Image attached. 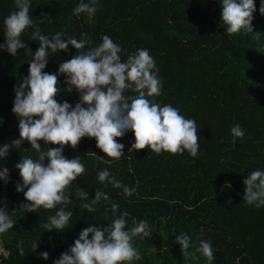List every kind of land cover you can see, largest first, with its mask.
I'll list each match as a JSON object with an SVG mask.
<instances>
[{"label": "trees", "instance_id": "obj_1", "mask_svg": "<svg viewBox=\"0 0 264 264\" xmlns=\"http://www.w3.org/2000/svg\"><path fill=\"white\" fill-rule=\"evenodd\" d=\"M82 2L91 0H30L33 25L20 37L27 48L19 49L15 57L0 49V146H10L8 155L0 158V171L9 170L4 190L0 180V208L16 222L13 229L0 234L9 253L0 264H54L70 252L83 229L97 225L103 230L125 211L129 214L125 230L133 227V220H146L150 233L133 239L141 259L130 264H208L200 253L195 259L184 258L175 240L181 233L190 237V253L200 240L210 241L212 264H264V206L257 208L243 200L247 175L264 171L262 0H254L253 33L241 30L231 36L221 20L222 0H96L94 16H76L73 9ZM14 11L15 0H0V44L6 39L4 20ZM36 28L49 39L58 32L65 41L87 38L85 50L99 46L107 35L120 46L121 62L139 49L148 50L162 88L159 96L146 98L161 107L170 104L186 119L196 121L198 155L192 157L187 150L156 154L148 147L130 153L135 142L132 131L117 138L124 145V156L111 164L97 159L104 153L96 147L95 138H82L75 149L65 146L62 155L68 159L78 156L85 172L65 190L72 200L65 211H73L68 224L62 231H46L42 225L59 209L41 207L36 213L26 212L24 194L16 190L23 182L15 165L23 158L36 160L39 153L28 141L19 148L11 144L19 139V118L12 111L15 88L29 75V63L40 47L38 39H31ZM77 51L83 50L69 45L66 52L50 53L43 70L58 75L57 102L67 101L73 107L80 95L75 89L65 91L66 77L58 74V68ZM123 94L135 97L138 92L126 89ZM235 125L244 131L242 139L232 135ZM38 143L41 151L59 147L42 140ZM104 169L135 189L133 194L125 196L123 187L101 183L98 172ZM79 188L88 192V200L78 196ZM96 190L109 199L102 198L96 210L89 212L81 205L90 203ZM114 203L119 205L115 214L111 211ZM21 241L23 256L18 247ZM34 242L38 245L35 251ZM43 252L49 254L47 260L41 258Z\"/></svg>", "mask_w": 264, "mask_h": 264}, {"label": "clouds", "instance_id": "obj_2", "mask_svg": "<svg viewBox=\"0 0 264 264\" xmlns=\"http://www.w3.org/2000/svg\"><path fill=\"white\" fill-rule=\"evenodd\" d=\"M221 3V20L229 36L239 34L241 30L253 33L252 14L256 10L254 0H222ZM15 8L17 11L4 20L6 39L4 44H0V49L14 57L19 49L27 48L20 37L33 25L29 15L30 0H15ZM96 11V0H91V3L82 2L73 9L76 16L81 13L94 16ZM259 11L264 15V0ZM255 35L259 39V33ZM62 36L63 33L58 32L49 39L40 34L39 28L33 32L31 39H38L40 47L29 63V75L15 88L12 108L19 118V139L11 144L19 148L24 141H28L31 148L39 153L38 159L23 158L15 165L23 182L17 184L16 190L23 192L27 201L22 206L26 212L33 213L41 207L45 210L59 209L42 225L46 231H62L68 224L73 211H65V207L72 203L65 190L85 172L78 156L68 159L62 155L65 146L70 145L75 149L82 138H95L96 147L104 153V156L97 155V159L104 164H111L113 160L124 156V145L118 143L117 138L128 131L134 133L135 140L129 149L130 153L148 147L156 154L167 152L176 155L187 150L192 157H196L199 149V135L194 119H186L178 108L170 104L161 107L146 98L159 96L162 88L161 81L152 71L155 62L148 50L139 49L126 62H121L118 55L121 52L120 46L107 35L102 37L99 46L86 50L85 46L89 44L87 38L65 41ZM69 45L76 50H83L77 51L72 59L60 64L58 68V74L66 77L65 91L72 92L75 89L80 95V102L74 107L67 101L57 102L58 75L43 71L48 64L49 54L66 52ZM126 89H133L138 95L126 98L123 94ZM231 133L237 138L244 137L240 125L232 127ZM41 140L44 144L59 147H48L41 151L38 143ZM9 150V144L0 146V158H5ZM105 156L109 159H104ZM98 179L115 188L123 187L125 196H131L135 191L110 176L107 169L98 172ZM0 180L6 183L9 180L6 167L0 171ZM243 183L246 186L243 200L257 208L264 206V171H252ZM78 196L83 200L89 199L88 192L81 188ZM102 198L105 201L109 199L105 192L96 190L95 198L81 207L93 212L96 210L94 206ZM3 209L0 208V234L13 229L16 224ZM118 209V204H112L113 214ZM128 215L127 211L121 213L119 218L103 230L97 225L86 227L80 232L70 252L63 253L54 264H130L133 260L141 259L132 241L136 237L150 236L148 222L133 220V227L125 230V218ZM175 240L181 246L184 258L190 255L195 259L196 253H200L208 264H212L214 256L210 241L200 240L195 252L190 253V237L187 234L181 233ZM22 244L23 241L18 247L23 256ZM32 247L35 251L37 242ZM40 256L44 260L49 258L47 252L40 253Z\"/></svg>", "mask_w": 264, "mask_h": 264}, {"label": "built area", "instance_id": "obj_3", "mask_svg": "<svg viewBox=\"0 0 264 264\" xmlns=\"http://www.w3.org/2000/svg\"><path fill=\"white\" fill-rule=\"evenodd\" d=\"M5 184H6V181L2 180V189H4ZM3 197H2V201H4ZM8 255L9 253L7 250H5L4 245L2 243V239H0V261L7 259Z\"/></svg>", "mask_w": 264, "mask_h": 264}]
</instances>
